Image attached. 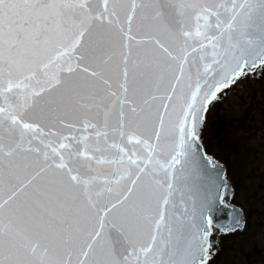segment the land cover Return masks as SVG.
<instances>
[{
    "label": "snow or ice",
    "instance_id": "6c2138e0",
    "mask_svg": "<svg viewBox=\"0 0 264 264\" xmlns=\"http://www.w3.org/2000/svg\"><path fill=\"white\" fill-rule=\"evenodd\" d=\"M262 72L264 0H0V264H212L205 116Z\"/></svg>",
    "mask_w": 264,
    "mask_h": 264
},
{
    "label": "rangeland",
    "instance_id": "374dc122",
    "mask_svg": "<svg viewBox=\"0 0 264 264\" xmlns=\"http://www.w3.org/2000/svg\"><path fill=\"white\" fill-rule=\"evenodd\" d=\"M235 130L242 140L232 146L224 138ZM203 135L210 154L227 166L234 204L246 214L243 229L220 235L212 264H264V72L219 95L208 109Z\"/></svg>",
    "mask_w": 264,
    "mask_h": 264
},
{
    "label": "water",
    "instance_id": "95a60500",
    "mask_svg": "<svg viewBox=\"0 0 264 264\" xmlns=\"http://www.w3.org/2000/svg\"><path fill=\"white\" fill-rule=\"evenodd\" d=\"M249 74L252 75V76H254V77H257V75L255 73H249ZM234 85H232L230 89L223 90L219 95H221L222 93L228 94L229 91L232 89V87ZM206 115H207V113H206ZM205 120H206V116H205ZM201 140H202V133H201ZM203 145H204V143H203ZM204 150H205V145H204ZM209 155L212 156L211 154H209ZM215 160H217V159H215ZM218 162L221 165H223L224 168H226V170H227V167H226V165L224 163H222L220 161H218ZM226 175H227V180H228V182H229V184H230L231 187H230L229 193L227 195H225V197H224V205L225 206H222L221 207V210L219 211V213H217V216H218V219H219V225H217V227L214 229V232H215V235L218 238V248H219V238H220V234L221 233L234 232V231H237V230H241V229L244 228V225H245V213H244L243 209L240 206L232 203V197H233V194H234V186H233V183L231 181V178L229 177V175L227 174V172H226ZM237 215H239L240 217H242L241 224L240 225H236L235 226V230H233V231H227V232L221 231V226H227L229 228L233 227L234 226V218Z\"/></svg>",
    "mask_w": 264,
    "mask_h": 264
},
{
    "label": "trees",
    "instance_id": "16d2710c",
    "mask_svg": "<svg viewBox=\"0 0 264 264\" xmlns=\"http://www.w3.org/2000/svg\"><path fill=\"white\" fill-rule=\"evenodd\" d=\"M217 113L215 114V116H214V119H215V121H217L218 119H217ZM223 121H221V122H219V124H221ZM240 138L241 137H239V135H238V133H237V130H235V132H229L226 136H225V138H224V140L225 141H228L229 143L230 142H232V146L233 145H235V144H237V143H239L241 140H240ZM202 140H203V142H204V145H205V149H206V151L208 152V153H210V143H209V141H208V143H207V139H206V136L205 135H203L202 136ZM233 202H234V200H233Z\"/></svg>",
    "mask_w": 264,
    "mask_h": 264
}]
</instances>
